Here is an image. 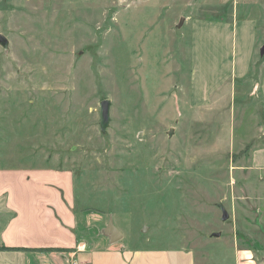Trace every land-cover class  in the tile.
<instances>
[{"label":"rangeland","instance_id":"374dc122","mask_svg":"<svg viewBox=\"0 0 264 264\" xmlns=\"http://www.w3.org/2000/svg\"><path fill=\"white\" fill-rule=\"evenodd\" d=\"M195 1L0 0L9 39L0 44V195L14 214L20 206L16 219L44 188L77 179L83 204L112 216L129 245L183 246L209 264L237 244L264 243L261 206L250 199L264 195V178L249 171L262 143L255 81L264 64L220 106L191 108ZM13 219L6 237L21 226Z\"/></svg>","mask_w":264,"mask_h":264},{"label":"crops","instance_id":"0c3cea01","mask_svg":"<svg viewBox=\"0 0 264 264\" xmlns=\"http://www.w3.org/2000/svg\"><path fill=\"white\" fill-rule=\"evenodd\" d=\"M191 8L190 106L201 110L220 106L221 99L236 91L238 82L258 78L252 70L264 54V30L260 32L264 26V3L253 6L250 0H200L193 2ZM255 82L260 87L264 122V66ZM249 171L264 178V124L262 143L253 149ZM38 180L44 187L51 184L48 178ZM75 180L69 189L64 180L57 182L55 192L44 188L21 221L16 219L22 211L20 206L14 214L15 210L5 203L7 197L0 195V220L7 214L10 219L15 218L16 227L21 223L13 237H6L5 232L10 231L14 219L7 220L0 231L4 236L0 244L15 248L0 251V264H72L73 259L88 264H203L192 249L183 246L129 245L112 216L100 212L97 205L83 204L85 200L78 197ZM244 181L245 185L251 184L250 179ZM250 199L260 204L259 215L264 223V195L250 194ZM30 203L26 204L27 209ZM110 222L122 234L118 241L106 234ZM263 244L259 248L237 244L228 259L217 257L210 259L209 264H264Z\"/></svg>","mask_w":264,"mask_h":264},{"label":"water","instance_id":"95a60500","mask_svg":"<svg viewBox=\"0 0 264 264\" xmlns=\"http://www.w3.org/2000/svg\"><path fill=\"white\" fill-rule=\"evenodd\" d=\"M182 21H184V18H182ZM0 44L7 49L9 46V39L2 33H0ZM264 51V47H263ZM110 104L111 101L109 99H104L100 102V113H101V121H100V127L102 130H105L110 123ZM174 132L173 128L170 129L169 134L172 135ZM222 209V219L227 220L229 218V213L226 210V208L221 205ZM106 234H108L111 238L112 241H118L121 237L122 234L121 232L115 227L113 222H110L109 226L106 228ZM213 236L219 237L221 234L220 232H215L212 234Z\"/></svg>","mask_w":264,"mask_h":264},{"label":"trees","instance_id":"16d2710c","mask_svg":"<svg viewBox=\"0 0 264 264\" xmlns=\"http://www.w3.org/2000/svg\"><path fill=\"white\" fill-rule=\"evenodd\" d=\"M262 62H264V54H261V58L259 59V62L257 63L256 66L262 64ZM14 249L15 248H11V247L0 244V251H7V250H14Z\"/></svg>","mask_w":264,"mask_h":264},{"label":"built area","instance_id":"2783aa9c","mask_svg":"<svg viewBox=\"0 0 264 264\" xmlns=\"http://www.w3.org/2000/svg\"><path fill=\"white\" fill-rule=\"evenodd\" d=\"M72 264H88L87 262L80 261L79 259H73Z\"/></svg>","mask_w":264,"mask_h":264}]
</instances>
